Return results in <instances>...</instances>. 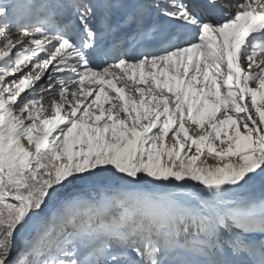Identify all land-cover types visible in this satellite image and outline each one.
I'll return each instance as SVG.
<instances>
[{
    "label": "snow or ice",
    "instance_id": "snow-or-ice-1",
    "mask_svg": "<svg viewBox=\"0 0 264 264\" xmlns=\"http://www.w3.org/2000/svg\"><path fill=\"white\" fill-rule=\"evenodd\" d=\"M0 264H264V0H0Z\"/></svg>",
    "mask_w": 264,
    "mask_h": 264
}]
</instances>
